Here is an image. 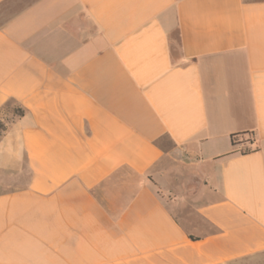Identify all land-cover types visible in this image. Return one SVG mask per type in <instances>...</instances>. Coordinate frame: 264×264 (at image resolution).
I'll return each instance as SVG.
<instances>
[{
	"label": "crops",
	"instance_id": "1",
	"mask_svg": "<svg viewBox=\"0 0 264 264\" xmlns=\"http://www.w3.org/2000/svg\"><path fill=\"white\" fill-rule=\"evenodd\" d=\"M0 122V264H264V0H0Z\"/></svg>",
	"mask_w": 264,
	"mask_h": 264
},
{
	"label": "trees",
	"instance_id": "2",
	"mask_svg": "<svg viewBox=\"0 0 264 264\" xmlns=\"http://www.w3.org/2000/svg\"><path fill=\"white\" fill-rule=\"evenodd\" d=\"M238 137H242V139L245 138L247 140V142L250 143L253 140V138H254V134L253 133H242V134H239V135H232L231 136V143H232L233 146L238 144V141H237ZM245 149L246 150L243 151V153L248 151L247 148H245Z\"/></svg>",
	"mask_w": 264,
	"mask_h": 264
},
{
	"label": "rangeland",
	"instance_id": "3",
	"mask_svg": "<svg viewBox=\"0 0 264 264\" xmlns=\"http://www.w3.org/2000/svg\"><path fill=\"white\" fill-rule=\"evenodd\" d=\"M9 110L8 109H6V112H8ZM13 111L14 112H16L17 113V110L16 109H13ZM8 121V120H10V118H7V119H5V121ZM0 128H3V123H1L0 122ZM242 264H253L251 261H244Z\"/></svg>",
	"mask_w": 264,
	"mask_h": 264
}]
</instances>
